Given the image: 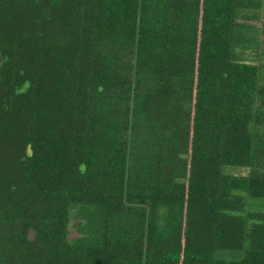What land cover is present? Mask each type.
<instances>
[{
	"label": "trees",
	"instance_id": "trees-1",
	"mask_svg": "<svg viewBox=\"0 0 264 264\" xmlns=\"http://www.w3.org/2000/svg\"><path fill=\"white\" fill-rule=\"evenodd\" d=\"M0 264H264V0H0Z\"/></svg>",
	"mask_w": 264,
	"mask_h": 264
},
{
	"label": "rangeland",
	"instance_id": "rangeland-1",
	"mask_svg": "<svg viewBox=\"0 0 264 264\" xmlns=\"http://www.w3.org/2000/svg\"><path fill=\"white\" fill-rule=\"evenodd\" d=\"M261 20H263V19L253 20L252 22H253V23H257V24L259 25Z\"/></svg>",
	"mask_w": 264,
	"mask_h": 264
}]
</instances>
